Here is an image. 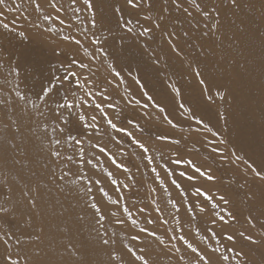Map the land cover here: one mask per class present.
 <instances>
[{
    "label": "snow or ice",
    "instance_id": "1",
    "mask_svg": "<svg viewBox=\"0 0 264 264\" xmlns=\"http://www.w3.org/2000/svg\"><path fill=\"white\" fill-rule=\"evenodd\" d=\"M31 2L34 11L42 13V23H33V27L37 29L36 34L30 35L27 30L17 31L15 20L11 25L0 21V27L6 30L7 35L26 41L35 39L40 43H46L43 39L46 34L49 37L59 36V42L53 40L52 44L47 45L57 58L66 55L61 44L70 43L77 52L82 49L90 59L88 62L83 57L61 60L59 66L52 65L49 75L41 73V77L37 79L35 67L31 71L25 68L14 61L11 54L6 55L7 50L0 45V264H156L149 258V245L145 244L142 237L145 234L155 237L160 245H164L165 241L157 235L155 229L150 230L148 227L140 228L135 234L128 232L131 226H138V221L133 217L129 205L121 203L125 199L121 189L131 190L137 181L131 169L124 163L117 162L106 145L93 143L94 135L100 133V122L96 115L89 117L88 111H98L101 119L117 134L124 133L132 137L133 142L142 149L148 164L152 165L153 157L146 155L149 147L135 138L126 126L117 124L115 118L109 116L107 109L116 108L119 102L112 100L108 89H96L89 77L82 80L83 72L73 71L72 65L80 70L88 69L95 76L96 72L89 66L91 61L103 62L111 55L106 50L109 36L101 38L93 31L101 28L100 9L110 7L118 27L131 36L152 41L154 34L159 32L164 45L185 69V75L195 80L200 96L206 103L214 104L217 99L229 103V97L232 101L236 97L231 90L217 82L215 74L206 69L218 48L221 50V59H224L225 54H230L231 45L244 35V30L239 26L234 27L235 21L228 19L229 14L236 16L244 8L253 7L254 0H69L67 7L60 0ZM45 4L55 12L54 17L51 12L43 14ZM0 5L9 12L14 11L12 7H8L6 0H0ZM69 12L71 16H68ZM261 12L264 16V0L261 2ZM80 13L87 14V24ZM0 16H4L3 11H0ZM57 20L61 26L66 25L69 33L74 27L72 21H79L75 26L79 36L66 33L63 27H55L54 22ZM44 23L48 26L44 27ZM243 23L241 20V24ZM136 25H139L138 29ZM259 39L262 46L261 69L264 72V33L259 35ZM84 40L89 41L95 49L94 53L89 51ZM225 41L229 45L227 48ZM144 47L148 48L149 45L146 43ZM152 56L154 65L161 64V59L155 52ZM232 60L233 63H238L235 57ZM108 67L112 79L105 77V81L118 89L121 84L126 83L125 77L115 64L109 63ZM240 67L243 68L244 65ZM60 72L65 74H58ZM131 75L129 72V76ZM133 79L146 100L142 102L135 97L128 100L127 96L121 99L128 104H133L134 101L136 106L145 110L150 106L157 108L168 125L178 128L179 124L169 118L166 108L146 90L142 78L137 75ZM87 83H92L93 87L86 88ZM73 84L76 85L75 88ZM167 87L174 97L180 98L178 109L182 110V116L187 115L197 125H203V130L210 132L213 137L219 136L218 132L213 131L196 115L192 107L186 105L182 86L171 81ZM125 92H128L127 88ZM220 118L227 122V116L223 113H220ZM194 131L200 132L201 128L197 127ZM157 140H171L175 145L181 143V140L171 139L167 135H160ZM116 143L121 141L117 140ZM210 143H216V140ZM219 143L226 145L228 141L221 137ZM97 148L100 155L90 151ZM212 151L219 152L223 160L235 165L239 179L243 182L238 181L237 189L216 193L211 189L195 186V199L184 207L187 192L176 179H172V185L181 194L180 201H168L175 210V222H182L179 215L181 208H184L186 214H191L189 222L196 219L195 210L198 209L201 220L212 227L201 228L198 225L195 234L191 236L181 227L180 234H173L168 238L170 246L166 245L165 255L179 254L176 264H249L248 249L253 246L264 248V162L257 164L251 157L239 154L236 147H232L228 154H225L223 148H213ZM101 156H107L118 170L123 169L129 181L122 183L112 171L105 169L106 178L115 186L116 198L106 190L101 178L92 179V175H96L94 169L103 162ZM187 163L195 174L181 172L180 176L188 181L198 178L209 182L218 180L211 168L204 170L192 161ZM151 171L156 174L155 178L160 180V184L164 185L157 168L152 167ZM167 174L171 175V170H167ZM94 188L99 196L94 193ZM54 189L62 199L53 195ZM164 191H168L166 186ZM73 201L79 210L73 205ZM152 203L156 204L155 211L160 215L152 218L149 213L145 218L147 225L156 224L163 216V209L156 200ZM241 204H246V212ZM49 205L52 206L53 214L59 205L60 218L75 217L67 231L82 233L87 228L88 232V238L78 242L79 247L71 239L63 246L68 255L62 261L41 259L43 250L40 245L46 236L47 225L44 221ZM138 211L144 215L146 209L140 208ZM162 223L167 224V219L162 220ZM236 225L240 227L236 228ZM33 228L36 230H29ZM121 236L123 239H120ZM129 238L132 242L140 241V244L132 247L125 242ZM173 241L177 243H172ZM89 252L97 254L98 258L85 259Z\"/></svg>",
    "mask_w": 264,
    "mask_h": 264
},
{
    "label": "bare ground",
    "instance_id": "2",
    "mask_svg": "<svg viewBox=\"0 0 264 264\" xmlns=\"http://www.w3.org/2000/svg\"><path fill=\"white\" fill-rule=\"evenodd\" d=\"M60 2L67 7L69 0H60ZM261 2L262 0H254L253 7L244 8L236 16L229 14L228 19L234 20V27L239 26L240 29L244 30V35L241 36L239 41L231 45L229 49L230 54H225L224 59H221V50L218 48L206 69L207 72L215 74L218 77L217 82L231 90L236 97L234 101L229 97V103L219 101L218 99L214 104L206 103L200 96V90L195 80L185 75V69L181 66L180 61L164 45L159 32L154 34L152 41H148L147 38L137 39L131 36L125 30L118 27L116 18L113 16L110 7L100 9L101 28L94 29L93 31L97 32V35L101 38L105 35L109 36L106 50L111 55L103 62L91 61L89 66L93 72H96L95 76H92L88 69L80 70L76 65H72L73 71L83 72L81 76L82 80L84 77H89L95 83L96 89L103 90V88H107L108 93L112 96V100L119 102L116 108L107 109L109 116L114 117L117 124L126 126L135 138L141 140L149 147L154 166L165 173L164 183L168 186V192L164 193L165 196H169V193H171L170 197L175 200H179L181 197L180 190L172 185V179H176L182 185L187 192L188 200L191 202L195 199L191 191L195 190V186H202L212 191H232L237 189L239 183L243 181L239 179L236 168L227 161H222L221 163V156L218 155L219 152H213V148L228 147L231 149L232 147H236L239 154L245 155L246 158L251 157L257 164L264 162V72L261 69L262 46L259 39V35L264 33V16H262L261 12ZM6 4L9 7L18 6V11L22 12L18 15V19L24 22L30 35H35L37 29L33 27V23H42V13L34 11V5L31 0H6ZM49 12H51L53 17L55 16V12L51 11V8L45 4L43 14ZM61 15L63 16L64 13H61ZM79 15L82 18L86 17V22H88L86 13H80ZM68 16H71L70 12ZM25 17H27V20H25ZM133 17H135V13H133ZM241 20L244 21L243 24H241ZM72 23L74 25L73 35L79 36L75 27L79 24V21L74 20ZM47 26L48 24L44 23V27ZM54 26L60 27L58 20L54 22ZM136 28L138 29L139 25H136ZM108 29H111L110 33ZM80 38L83 39L82 37ZM43 39L46 43H40L35 39L26 41L20 37L14 38L12 35H7L6 30L0 27V45H3L7 50L6 55L11 54L14 61H18L30 71L35 67L37 79L41 77V73L44 76L49 75L52 65L59 66L61 60L68 61L73 58L79 59L83 57L85 62H88L90 59L82 49L77 52L75 46L70 43L61 44V48L69 51L71 54L68 55L71 58H57L47 45L52 44L53 40L59 42L60 37H49L46 34ZM83 42L89 47L90 52H95V49L91 47L88 40H84ZM146 43L149 45L148 48L144 47ZM225 47H229L227 41H225ZM153 52L160 57L161 64H153ZM232 57H235L238 63H233ZM109 63L115 64L117 70L121 71L125 77L126 83L121 84L118 89L114 85L107 84L105 81V77L112 79L109 75ZM240 65H244V67L241 68ZM129 72L132 73L131 76H129ZM58 74L64 75L65 73L60 72ZM137 75L142 78V82L146 85V90L149 91L158 103L166 108L169 118L179 124L178 128H172L171 125L163 121L164 119L160 120L159 110L151 108V106L145 110L140 106H136L134 101L133 104H128L126 100L121 99V97L127 96L128 100H132L133 97L141 99L142 102L146 100V98L142 97L141 90L133 81V77ZM171 81H176L178 85L182 86L184 93L183 99L186 105L192 107L196 115L202 118L213 131L218 132L219 136L213 137L210 132L203 130V125H197L187 115H181L182 110L178 109L180 98L174 97V94L167 87ZM73 87L75 88L76 85L73 84ZM85 87L92 88L93 84L87 83ZM126 88L128 89L127 93L125 92ZM87 99L91 98L87 97ZM145 112H147V115H145ZM220 113L227 116V122L220 118ZM87 114L89 117L96 115L100 125H105V133H110L112 137L116 138L113 140L112 137L100 132L99 135H94L93 143H100L102 146L106 145L109 148V146L113 147L114 143L116 145V141L119 140L121 143L116 145L115 148H111L113 151L118 152L122 150L123 152L127 147L133 150L134 153L141 150L133 142L132 137L130 138L124 133L117 134L114 130L112 131L106 121L101 119L98 111L92 112L89 110ZM128 121H132L133 123L129 124ZM136 125H139V127H136ZM197 127L201 128L200 132L194 131ZM160 135H167L171 139L181 140V143L176 145V147L181 150L182 156H172L168 151V147L163 142L157 140V137ZM221 137L226 139L228 144H220L219 140ZM213 140H216V143H210ZM188 147H192V149H188ZM90 151H95L97 155H100L98 148L94 150L90 149ZM202 153L213 156L215 160L208 161L206 158L204 160L201 157ZM121 156L122 160L120 162L126 163L127 165L135 163L127 155ZM190 157L198 160L203 169L211 168L215 175L221 176V172H224L225 177L234 181L233 184L227 182L221 183L220 181L209 182L202 178L188 181L186 178L181 177V172L195 174L194 170L187 163L190 161ZM103 158L104 156H101L102 161ZM177 160L180 162L175 163L174 161ZM137 163L142 166V159ZM165 165L167 169H165ZM99 166H102L104 169H111L113 164L110 163L108 165L103 161ZM167 170H171L172 174L168 175ZM114 176L117 177L116 174ZM134 178L137 181L136 186L145 182V178L138 173L134 174ZM147 180L155 187L159 186V182L152 176L147 177ZM53 195L57 196L58 199H62L54 191ZM72 203L76 206L75 201ZM80 206H82V203ZM65 207H67V204H65ZM76 207L79 210L78 206ZM241 208L245 212L247 211L246 204H241ZM59 212V205L56 206V212L54 214L52 213V206L49 205L48 213L44 221L47 225L46 236L40 245L43 250L41 252V259L46 261H62L67 258L68 254L65 253L63 246L69 243L70 239L79 247L78 242L81 239L88 238L87 228L82 233L67 231L72 226L75 217L66 216L60 218ZM195 212L197 214L196 219L191 222H189L190 215L185 214L184 211H181L179 214L182 221L181 224L185 226V232L190 236L195 234L198 225L201 228L212 227V225L201 220V214H199L198 209ZM153 218L156 217L153 215ZM158 222L160 221H157L154 225H150V227L157 228ZM187 225L193 226L194 230L188 229ZM235 227L239 228L240 225H236ZM29 230L35 231L36 229ZM146 236L144 235L143 238L146 240L150 239L153 242L150 237L147 236L146 238ZM120 239H123V237L121 236ZM125 242L130 243L134 248L136 247L135 243L130 239ZM154 243H157L155 239ZM156 246L161 248H153L152 251H156L157 253L155 259L156 264H176L173 254L165 255L167 251L166 247L160 244ZM248 251L249 264H264V248L253 246ZM100 255L102 256L103 254ZM84 258L95 260L98 257L97 254L89 252Z\"/></svg>",
    "mask_w": 264,
    "mask_h": 264
},
{
    "label": "rangeland",
    "instance_id": "3",
    "mask_svg": "<svg viewBox=\"0 0 264 264\" xmlns=\"http://www.w3.org/2000/svg\"><path fill=\"white\" fill-rule=\"evenodd\" d=\"M10 7H12L14 9V11L9 12L6 7H4L3 5H0V11L4 12V16H0V21L9 23L11 25L12 21L15 20L16 21L15 27H16L17 31L27 30L25 25H24V22L18 19V15H20L22 12H19L18 11V7H16V6H10ZM83 19H84V23L87 24L88 22H86V17H84ZM65 26H61L60 25V27L64 28V31L66 33H69V29L67 27H65ZM60 27H57V28H60ZM69 34L73 35L74 34V29H72ZM63 50L65 51L66 55L62 56V57L63 58H66V57L71 58V56L68 55V54H71V53L69 51L65 50V49H63ZM88 88H91V87H88ZM151 108H153V107H151ZM154 109L158 110L157 108H154ZM159 119L163 120V114L160 113ZM104 126L105 125H100V132L105 134V135H107V136H109V137H112V135L110 133H105L106 131H105V127ZM160 141L163 142L164 145H166L168 147V151L171 153L172 156H175V157L182 156L181 150L178 149L175 144H172L171 140H160ZM113 145H114L113 147L115 148L116 145H118V144L115 145V143H114ZM113 147L109 146V148L108 147L107 148L115 156L117 162H120V160H122V156L121 155H127L128 158H131L135 163H132L130 165H127L126 163H124V164L131 169V172L133 174H135V173L137 174L138 173L139 175H142L143 178H145V182L144 183L140 184L139 186L135 185L131 190L123 189V188L121 189V191L125 194V199L122 200L121 203L122 204L123 203H127L129 205L130 210L132 211L133 217L135 219H137V221H138V226H131L128 229V232L132 233V234H135V233H138L140 228H143V227H148L150 230L155 229L157 235L162 237L164 239V241H165V244L161 245V246L166 247V245H168V238L171 235L180 234V228L181 227H183V229L185 231V226H182V224H177L175 222V220L173 219V216L176 213H175V210L172 207V204L168 203V201L170 199L171 200H175V199L171 198L168 195H166V196L164 195V193H166L164 191V187L166 186V184L164 183V185H161L160 184V180L155 178L156 174L151 171V168L155 167V166H154V164H152V165L148 164V160L142 154V149L140 151H137L136 153H134L133 150H131L130 148L127 147V149H126L124 147L126 150L124 149L123 152H122V150L117 152V151H113L111 149ZM188 149H192V147H188ZM223 149L225 151V154H228L229 151H230V149L228 147L223 148ZM146 155H150V151ZM206 155L207 154L202 153L201 157L204 160H205V158L208 159V161H214L215 160V159H213V156H208V155L206 156ZM218 155L221 156L220 153H218ZM140 159H142V162H143L142 166L137 163V162H139ZM103 161H104V163H106L108 165H110V163H111V160L107 156H104ZM190 161H192V163L196 164L197 166L198 165L202 166L200 164V162H198V160H195V158L190 157ZM222 161H225V160H223L222 157H221V163H222ZM233 166L235 167V165H233ZM189 167H191V165H189ZM242 167H243V165H241V168ZM107 170L108 171H112L114 174H116L117 177H115V178L118 181H120L122 183H128L129 182L126 179V175L124 174L123 169H119L118 170L116 168V166L113 165V167L111 169H107ZM204 170H208V169L205 168ZM94 171L96 172V175H92L91 173H89V175H92V179L95 180L97 178H101L102 181H103L104 186L106 187V190L109 191V193L113 196V198H116L117 193L114 191L115 186L111 185L110 180H108L106 178L107 177V173H106L105 169L102 166H98L96 169H94ZM157 171L160 172V174H161L160 178L163 179V181H165V173L162 170H160L159 168H157ZM150 176H152L156 181L159 182V186L155 187L152 183H150L147 180V177H150ZM216 176L218 177V180L215 181V182H219L220 181L221 183L227 182V183H230V184H233V182H234L232 179L225 177L224 172H221V176H219V175H216ZM166 187L168 189V186H166ZM152 189H155V191L153 192ZM53 191L55 192V189ZM93 191H94V193H96V189L95 188L93 189ZM191 191H192V194H193L194 191L193 190H191ZM217 191H220V190H214L212 192L216 193ZM96 194H97V196H99V193H96ZM180 196H181V194H180ZM153 200H156V202L163 209V216L161 217L160 220H158L160 222H158L159 224L156 226L157 228H152V227H150V225H147L146 224V219H145L146 216H148L149 213L151 214L152 218H153V215L155 217L160 215L159 213H157L155 211L156 204L152 203ZM180 200H181V197H180L179 200H175V201H180ZM189 202H191V201H189L188 197H187V201L185 202L184 207H187V203H189ZM140 208H145L146 209V212H145L144 215H141L139 213L138 210ZM181 211H184V208H181ZM184 213H185V211H184ZM188 215H191V214L189 213ZM164 219H167V221H168L167 224L162 223V220H164ZM129 224H131L130 221H129ZM187 228L190 229V230H194V227L191 226V225H187ZM169 229H172L174 231H168ZM146 238H147V236H146ZM150 238L153 240V242L150 239H148V240H146L144 238L143 239H144L145 244L149 245V247H148V256H149V258L152 261L155 262L156 261L155 259L157 257V253H156V251L152 252L153 248H157V249H161V248L156 246V245H159V244L154 243L155 237H150ZM134 243H135V246H137L138 244H140V241H135ZM172 243H177V242L173 241ZM197 243H199V240H197ZM168 246H170V245H168ZM201 246H203V245L201 244ZM173 255H174L175 260H177V257H178L179 254H173Z\"/></svg>",
    "mask_w": 264,
    "mask_h": 264
}]
</instances>
